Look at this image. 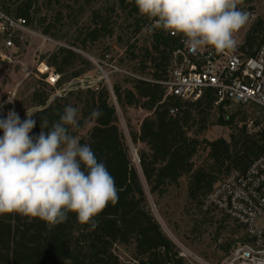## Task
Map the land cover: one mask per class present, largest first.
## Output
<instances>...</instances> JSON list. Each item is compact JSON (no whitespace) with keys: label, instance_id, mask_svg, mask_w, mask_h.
<instances>
[{"label":"trees","instance_id":"obj_1","mask_svg":"<svg viewBox=\"0 0 264 264\" xmlns=\"http://www.w3.org/2000/svg\"><path fill=\"white\" fill-rule=\"evenodd\" d=\"M35 5L36 0H0L3 10L26 18L31 25L38 12ZM109 9L111 13L106 15L94 12V24L84 25L75 38L69 39V45L60 44L42 56L41 61L59 74L55 84L46 80L48 73L32 75L17 90V99L24 114L21 120L26 118V111L34 114L36 125L30 135L38 134L45 122L48 128L44 130L48 131L66 105L76 107L80 126L73 134L82 144L90 145L97 159L106 164L115 178L119 200L115 205L109 203L94 218L98 224L94 230L90 225H81L74 213L56 226L19 213L0 215V264H190L179 255L178 246L163 232L149 206L113 97L125 115L130 107H142L150 113L143 118L140 129L132 127L130 120L129 126L134 143L142 145L140 165L152 193H165L187 176V197L203 211L204 198L221 179L233 169L246 170L264 155V128L250 132L247 124L238 126L236 122L237 115L250 106L230 101L216 104L213 89H206L194 101L167 94V86L157 80L168 78L176 38L161 29L148 31L152 21L139 13L134 0H116ZM118 11L126 24L116 28L110 16ZM41 26L45 35L54 34L53 25ZM108 38L122 49L113 63L117 69L110 73L111 82L102 78L94 85L66 87L96 68L91 57H99L97 61L103 68L110 67L106 63H111L113 45L104 44ZM3 40L0 34V45ZM18 40L16 37V43ZM263 43L264 15H259L248 29L242 49L254 55ZM58 89L62 91L58 93ZM232 107L236 110L231 112ZM94 108L103 110L98 120L89 118ZM172 108H177L176 113H171ZM251 119L259 123L257 116ZM212 123L234 126L236 130L230 139H200L198 134ZM203 148L208 149V157L197 165L194 157ZM120 246L132 247L130 259L121 258L117 251ZM232 247L227 245L228 253Z\"/></svg>","mask_w":264,"mask_h":264},{"label":"clouds","instance_id":"obj_2","mask_svg":"<svg viewBox=\"0 0 264 264\" xmlns=\"http://www.w3.org/2000/svg\"><path fill=\"white\" fill-rule=\"evenodd\" d=\"M139 13L152 21L148 31L161 29L181 35L191 53L211 48L217 53L234 52L235 34L249 21L242 0H134ZM9 96L7 103H13ZM103 110L94 108L90 119L98 120ZM26 111L21 120L13 108L0 119V215L19 213L39 218L50 226L64 223L69 213L81 225H90L109 203L119 200L115 178L99 161L88 144L73 130L80 126L78 109L66 105L59 120L36 125Z\"/></svg>","mask_w":264,"mask_h":264},{"label":"built area","instance_id":"obj_3","mask_svg":"<svg viewBox=\"0 0 264 264\" xmlns=\"http://www.w3.org/2000/svg\"><path fill=\"white\" fill-rule=\"evenodd\" d=\"M257 3L258 0H242L239 5L250 13L247 24L257 17ZM28 31L32 30L26 18L9 14L0 7V34L4 37L0 45V61L4 62V67L16 62L15 38H20V34ZM164 32L177 40L168 67V78L157 80L167 86V94L194 101L206 89H213L217 97L216 104L230 101L255 108L259 123L250 119L247 125L254 130L264 128V43L254 55H247L242 49L245 35H242L241 29L235 34L238 43L234 52L217 53L211 48H203L191 54L182 43L181 35L173 36ZM39 35L44 42L53 41L48 35ZM40 66L36 68L38 72L48 73L46 80L55 84L59 74L44 61H41ZM34 69H28L27 75H36ZM9 96L14 97L13 103H7ZM13 108L22 119L24 114L19 109L17 88L0 98V119L6 118L8 111ZM176 111L177 108L171 109L172 114ZM201 208L203 211L216 210L242 225L244 238L219 263L199 261L187 248L179 250L180 256L190 264H264V155L256 158L246 170H231L206 195Z\"/></svg>","mask_w":264,"mask_h":264},{"label":"rangeland","instance_id":"obj_4","mask_svg":"<svg viewBox=\"0 0 264 264\" xmlns=\"http://www.w3.org/2000/svg\"><path fill=\"white\" fill-rule=\"evenodd\" d=\"M115 3L116 0H93L90 3H86L84 0H36L35 8L38 9L36 19L33 25L29 24V28L32 31L20 34L19 42L15 49L16 62L11 66L4 67V62L0 61V98L15 88L19 92L32 77V75H27L28 69L33 67L35 68V74H40L36 68L41 67L40 63L44 54L50 53L60 44L69 45V39L75 38L78 32L85 27L84 25L94 24L92 21L94 12L99 11L103 15L110 14L109 8L114 6ZM257 7L258 18L259 15H264V0H258ZM110 17L117 24L116 28L126 24L124 16H121L119 11ZM42 23L44 25H53L52 31L54 34L48 35L53 41L44 42L42 37H40L39 34H45L41 26ZM252 23L246 24L242 28V35H246ZM108 39L110 40L105 41L104 44H115L113 39ZM112 47L113 52L110 53L111 63H106L110 67L103 68L97 61L100 59L99 57H91L96 63V68L78 80L72 81L66 87L77 83L94 85L102 78L106 79L108 83L111 82L110 73L117 69L113 63H116V59L122 54L120 47L115 45ZM103 61L105 62V60ZM49 79L51 80L52 78ZM61 91L62 89H58V93ZM19 99L21 101L20 97ZM113 102L117 107L119 124L123 129L132 160L140 174L149 206L161 224L163 232L176 243L179 250L187 248L189 252L196 256V259H200L199 261L221 262L228 254L227 245L230 244L232 247L244 238L242 225L225 217L216 210L205 215L200 208L196 207L187 197V176H184L178 185L169 186L165 193H152L140 165L139 149L142 145L134 143L130 133L131 127L129 126L130 120L132 127L140 129L143 118L150 113L142 107H130L128 114L125 115L115 97H113ZM231 109V112L236 110L235 107ZM215 114L218 116V112ZM244 115L246 118L243 119ZM254 116H257L255 110L245 108L237 115V125H246ZM232 125H236V123ZM235 130L234 126L212 123L198 136L200 139L206 138L209 140H215L220 137L230 139L231 133ZM248 130L254 132V129L249 128ZM192 135H195L194 132H192ZM207 157L208 149L203 148L194 157L195 163L199 165ZM117 251L123 260L131 258L132 247L120 246ZM197 264L199 263L197 262Z\"/></svg>","mask_w":264,"mask_h":264},{"label":"water","instance_id":"obj_5","mask_svg":"<svg viewBox=\"0 0 264 264\" xmlns=\"http://www.w3.org/2000/svg\"><path fill=\"white\" fill-rule=\"evenodd\" d=\"M105 76H107V74H105ZM105 76H104V77H105Z\"/></svg>","mask_w":264,"mask_h":264}]
</instances>
